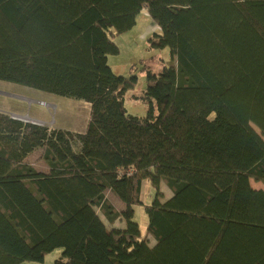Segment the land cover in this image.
I'll return each mask as SVG.
<instances>
[{
	"label": "trees",
	"instance_id": "trees-1",
	"mask_svg": "<svg viewBox=\"0 0 264 264\" xmlns=\"http://www.w3.org/2000/svg\"><path fill=\"white\" fill-rule=\"evenodd\" d=\"M145 8L144 72L118 74ZM0 79L92 104L85 132L0 110V264H264V0H0Z\"/></svg>",
	"mask_w": 264,
	"mask_h": 264
},
{
	"label": "rangeland",
	"instance_id": "rangeland-1",
	"mask_svg": "<svg viewBox=\"0 0 264 264\" xmlns=\"http://www.w3.org/2000/svg\"><path fill=\"white\" fill-rule=\"evenodd\" d=\"M137 24L125 33L111 35L112 40L118 44L119 53L109 54V65L118 74L130 76L133 73L142 74L144 72L143 63H141L149 52L144 37L146 34L153 33L158 29V25L152 22L148 11L145 8L137 18ZM139 87L136 88V90ZM127 103L130 107V113L144 114L146 103L135 102L128 98ZM133 107V108H132ZM137 107V108H136ZM145 107V108H144ZM92 105L89 102L72 98L66 95H60L54 92L41 90L35 87L0 79V110L11 114H16L24 120H36L39 125H47L50 129H67L71 131L84 130L87 122L91 119ZM42 149H37L31 156L30 161L34 166L41 170L46 162L42 158ZM253 188H263L264 183L250 179ZM142 193V202L134 205L135 219L139 221L143 237L148 236V215L147 206L153 202L156 196V188L150 179L145 180ZM161 189L165 199L172 194L170 188L162 182ZM107 198L112 202L116 209L123 208L124 202L115 193L106 191ZM102 218L110 226L107 218L100 212ZM120 220L115 221L120 225ZM150 243L154 242L152 236H149ZM62 254L61 248H56L46 254L42 262H28L27 264H54V261Z\"/></svg>",
	"mask_w": 264,
	"mask_h": 264
},
{
	"label": "crops",
	"instance_id": "crops-1",
	"mask_svg": "<svg viewBox=\"0 0 264 264\" xmlns=\"http://www.w3.org/2000/svg\"><path fill=\"white\" fill-rule=\"evenodd\" d=\"M88 102V101H87ZM90 104V103H89ZM90 105H92V104H90ZM89 122V121H88ZM88 122H87V124H88ZM87 127V126H86ZM85 127V129L84 130H80L79 132H85L86 130H87V128ZM76 131H78V130H76ZM40 149H42V152H43V148H40ZM36 151V150H35ZM34 151V152H35ZM34 152H32L31 154H29L26 158H25V161H27V162H30L31 163V161H30V156L34 153ZM41 152V153H42ZM34 165V164H33ZM42 171H48L49 170V167L47 166V164H45L44 166H43V168L41 169ZM263 189V188H262ZM124 208H125V206L123 207V208H120V209H118V210H124ZM119 219V218H118ZM118 219H115V221H117ZM120 221H121V219H119ZM122 223H123V225H124V221H122ZM114 224H116V223H112L111 225L112 226H114Z\"/></svg>",
	"mask_w": 264,
	"mask_h": 264
},
{
	"label": "water",
	"instance_id": "water-1",
	"mask_svg": "<svg viewBox=\"0 0 264 264\" xmlns=\"http://www.w3.org/2000/svg\"><path fill=\"white\" fill-rule=\"evenodd\" d=\"M13 115V117L14 118H18V119H20V120H24V119H22L21 117H19L18 115H16V114H12ZM24 121H27V120H24ZM28 122H32V123H34V124H38V123H36V120H30V121H28Z\"/></svg>",
	"mask_w": 264,
	"mask_h": 264
}]
</instances>
